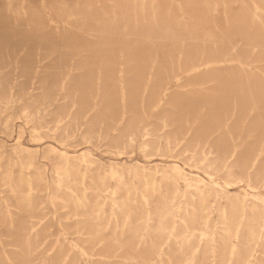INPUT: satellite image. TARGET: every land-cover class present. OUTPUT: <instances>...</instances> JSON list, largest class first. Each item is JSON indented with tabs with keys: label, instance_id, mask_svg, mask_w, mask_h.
Returning <instances> with one entry per match:
<instances>
[{
	"label": "rangeland",
	"instance_id": "1",
	"mask_svg": "<svg viewBox=\"0 0 264 264\" xmlns=\"http://www.w3.org/2000/svg\"><path fill=\"white\" fill-rule=\"evenodd\" d=\"M0 264H264V0H0Z\"/></svg>",
	"mask_w": 264,
	"mask_h": 264
},
{
	"label": "bare ground",
	"instance_id": "2",
	"mask_svg": "<svg viewBox=\"0 0 264 264\" xmlns=\"http://www.w3.org/2000/svg\"><path fill=\"white\" fill-rule=\"evenodd\" d=\"M196 60H194V62H195Z\"/></svg>",
	"mask_w": 264,
	"mask_h": 264
}]
</instances>
